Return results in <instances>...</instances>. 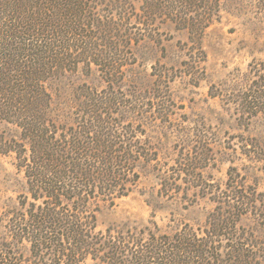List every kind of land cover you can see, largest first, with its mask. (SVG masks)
I'll use <instances>...</instances> for the list:
<instances>
[{"label": "trees", "instance_id": "16d2710c", "mask_svg": "<svg viewBox=\"0 0 264 264\" xmlns=\"http://www.w3.org/2000/svg\"><path fill=\"white\" fill-rule=\"evenodd\" d=\"M220 9V0H0V122L17 129L0 134V153L15 154L27 186L14 207H0V264H264V212L238 183L203 222L170 218L163 227L152 212L146 222L98 227L101 204L132 192L139 164L156 159L115 90L131 48L160 43L170 23L187 32L184 72H203V37ZM92 67L105 86L80 84L75 104L60 106L57 83ZM248 74L228 98L242 122L264 114V57Z\"/></svg>", "mask_w": 264, "mask_h": 264}, {"label": "rangeland", "instance_id": "374dc122", "mask_svg": "<svg viewBox=\"0 0 264 264\" xmlns=\"http://www.w3.org/2000/svg\"><path fill=\"white\" fill-rule=\"evenodd\" d=\"M220 3L219 20L203 37V72H184L187 32L170 23L161 26L160 43L144 39L131 48L133 55L115 90L131 103L127 115L146 130L156 159L139 164L140 179L132 192L113 205L101 204L100 229L146 222L152 212L163 227L170 218L203 222L213 199L229 194L226 187L232 183H238L243 195L257 198L261 210L256 212H264V114L242 122L228 99L230 92L246 85L248 63L264 57V10L254 0ZM84 83L94 89L105 86L95 67L88 75L80 69L57 83V103L75 104V88ZM16 131L0 122L4 137ZM164 181L174 183L172 190H160ZM26 190L15 154L0 153V207H14ZM82 264L105 263L87 257Z\"/></svg>", "mask_w": 264, "mask_h": 264}]
</instances>
